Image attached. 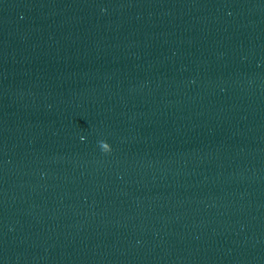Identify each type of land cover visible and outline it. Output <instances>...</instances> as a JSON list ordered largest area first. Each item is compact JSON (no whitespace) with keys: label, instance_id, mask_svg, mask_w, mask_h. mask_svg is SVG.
Instances as JSON below:
<instances>
[{"label":"water","instance_id":"water-1","mask_svg":"<svg viewBox=\"0 0 264 264\" xmlns=\"http://www.w3.org/2000/svg\"><path fill=\"white\" fill-rule=\"evenodd\" d=\"M264 131V0H0V157Z\"/></svg>","mask_w":264,"mask_h":264}]
</instances>
